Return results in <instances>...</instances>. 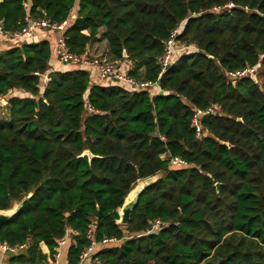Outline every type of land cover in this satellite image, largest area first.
Listing matches in <instances>:
<instances>
[{"label": "trees", "instance_id": "obj_1", "mask_svg": "<svg viewBox=\"0 0 264 264\" xmlns=\"http://www.w3.org/2000/svg\"><path fill=\"white\" fill-rule=\"evenodd\" d=\"M26 17L68 20L75 55L102 32L109 60L159 91L92 84L81 68L55 70L42 86L35 73L50 69V40L0 51V101L16 93L0 120V211L18 208L0 245H27L9 264H49L66 232L67 264L92 240L89 259L103 264H264V0L1 1L5 31L19 32ZM178 27L188 48L158 78L156 59ZM247 66L255 78H226ZM87 104L97 114L85 115ZM210 106L218 112L201 118L196 139L194 109ZM157 175L117 224L128 194ZM154 220L163 225L150 231Z\"/></svg>", "mask_w": 264, "mask_h": 264}, {"label": "built area", "instance_id": "obj_2", "mask_svg": "<svg viewBox=\"0 0 264 264\" xmlns=\"http://www.w3.org/2000/svg\"><path fill=\"white\" fill-rule=\"evenodd\" d=\"M233 4L229 3L224 6V8H232ZM26 8V6H25ZM218 10V9H217ZM68 25V20L63 21L59 24H51L44 20H31L29 18H25L24 27L17 33H10L4 30L3 21L0 19V36L5 40H19L24 41L31 39L37 30H43L47 32L57 33L58 36L55 41L54 46V55L56 57L57 64L59 66H69L72 68H81L88 71L94 70L97 74L98 83L101 84L107 80H112L117 84L124 85L129 89L134 91L140 90H152L155 93H158L159 86L157 82H149L143 81L136 77L128 75L127 71H123L120 68V62H111L108 60H101L94 57H89L85 55H75L71 53L66 45L65 37L63 36V32ZM180 32L179 27L173 30L168 38L164 41L163 53L156 59V62L160 68V73L158 74V78L161 77L162 73L165 69L168 68L172 59L176 56H179L181 53L185 52L188 47L184 45H179L176 41V37ZM55 68L49 69L46 73H35V76L39 77L41 80L42 86H46L49 81V73L55 71ZM258 70L253 66H247L240 70L236 71H226V78L231 82L235 83V81L244 78H255ZM218 112V108L216 106H210L206 109H194V113L191 120V126L195 131L196 139H201L204 132L201 126V118L204 116L212 115ZM92 114H97L89 104L86 105L85 115L89 116ZM161 159L168 161L169 165L173 167H185L187 163L179 157H172L166 154L161 156ZM163 225L159 220H154L151 224L150 231L158 230ZM68 233L66 232L65 236L58 241V245L56 247L55 254L53 259L49 261V264H60V259L64 255V248L67 244ZM87 237L92 239L91 232H88ZM114 239H103L101 244H109L113 243ZM96 243L92 240L90 246L82 252L79 257L78 264H103L98 260L90 261V256L92 254L93 248ZM27 245H22L19 247H10L8 245H0V249L3 252L9 253L11 255H17V251L19 249L25 248Z\"/></svg>", "mask_w": 264, "mask_h": 264}, {"label": "crops", "instance_id": "obj_3", "mask_svg": "<svg viewBox=\"0 0 264 264\" xmlns=\"http://www.w3.org/2000/svg\"><path fill=\"white\" fill-rule=\"evenodd\" d=\"M84 34H87V32H84ZM56 35H58L56 33ZM56 35L53 34L52 32H47V31H43V30H37L34 34V36L31 39H28L27 41L30 42H39L42 40H50L52 42V52L55 46V41H56ZM16 40H5L4 38H2L0 36V51L6 49L9 47L10 43L15 42ZM86 55L89 57H94V58H98L101 60H109V54H108V46L107 43L105 41V39L102 37V32H100L94 39H92L86 48ZM51 68H55L56 70L59 69H71L72 67L69 66H59L57 64L56 61V57L55 55L52 53V57H51V61H50V69ZM120 68L125 71H127V69L130 68V66L128 67V65L126 63H120ZM91 74V81L92 84H97L98 83V79H97V74L94 70L89 71ZM102 84V83H101ZM40 248L42 250L43 253L48 254V249L46 248L45 245L40 244ZM27 247L19 249L17 251V254H24L26 252ZM13 255L3 252L0 249V264H9V259L10 257H12ZM60 264H67V259H66V255L64 254L62 256V258L60 259Z\"/></svg>", "mask_w": 264, "mask_h": 264}, {"label": "water", "instance_id": "obj_4", "mask_svg": "<svg viewBox=\"0 0 264 264\" xmlns=\"http://www.w3.org/2000/svg\"><path fill=\"white\" fill-rule=\"evenodd\" d=\"M2 0H0L1 3ZM75 14L72 15V18H75ZM123 58H126V53L125 51H123ZM237 121H241V119H238ZM82 156H87L89 159L94 158V156L89 152V151H85ZM159 178V176H153L150 178L145 179L144 181L139 182L140 186L137 187L134 191L132 190V194L126 197V199L124 200V203L122 205V207L118 210V214H119V220L117 221V224L119 225H127L128 221L130 219V215L131 212L133 210V208L135 207L136 203H137V199L139 194L143 191V189H145L146 187L150 186L152 183H154L157 179ZM216 189L219 188V184H216ZM135 193V194H133ZM31 195L27 196V199L30 197ZM18 211L17 206H14V208L12 210L9 211H0V228L2 227V225L5 224V222L7 220H9L16 212ZM150 230V229H149Z\"/></svg>", "mask_w": 264, "mask_h": 264}, {"label": "rangeland", "instance_id": "obj_5", "mask_svg": "<svg viewBox=\"0 0 264 264\" xmlns=\"http://www.w3.org/2000/svg\"><path fill=\"white\" fill-rule=\"evenodd\" d=\"M262 80V78L260 79ZM16 93L12 92V93H9L5 99H2L0 101V120H6L8 119V110H7V105H6V101L7 99L12 96V95H15ZM140 186V183H138L134 188H133V191ZM135 194V193H133Z\"/></svg>", "mask_w": 264, "mask_h": 264}, {"label": "bare ground", "instance_id": "obj_6", "mask_svg": "<svg viewBox=\"0 0 264 264\" xmlns=\"http://www.w3.org/2000/svg\"><path fill=\"white\" fill-rule=\"evenodd\" d=\"M132 194V192L129 194V196Z\"/></svg>", "mask_w": 264, "mask_h": 264}]
</instances>
